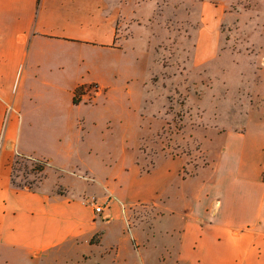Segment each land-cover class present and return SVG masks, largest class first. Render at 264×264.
Masks as SVG:
<instances>
[{
  "label": "crops",
  "instance_id": "1",
  "mask_svg": "<svg viewBox=\"0 0 264 264\" xmlns=\"http://www.w3.org/2000/svg\"><path fill=\"white\" fill-rule=\"evenodd\" d=\"M195 1L196 52L206 59L218 51L222 22L243 20L247 2L264 6ZM159 7L0 0V264H264V111L244 131L216 132L211 163L187 177L186 156L160 154L148 172L135 161L120 169L126 149L99 132L104 119L124 128L135 116L126 103L143 67L134 69L129 45ZM85 85L98 88L95 101L74 103ZM102 96H115L119 108L97 109ZM98 133L104 138L91 145ZM17 157L47 161L33 187L14 181ZM75 170L94 177L82 192ZM99 186L112 196L103 217L87 203ZM136 205L143 215L128 230L127 207Z\"/></svg>",
  "mask_w": 264,
  "mask_h": 264
},
{
  "label": "rangeland",
  "instance_id": "2",
  "mask_svg": "<svg viewBox=\"0 0 264 264\" xmlns=\"http://www.w3.org/2000/svg\"><path fill=\"white\" fill-rule=\"evenodd\" d=\"M258 2L245 3L243 20L222 22L218 51L206 59L204 52H196L200 5L195 0H160L158 15L145 22L129 45L134 69L143 67L138 94L126 103L135 116H128L124 128L114 120L113 125L108 123L109 118L100 126L107 142L129 155L126 164L118 161L120 169L126 171L124 166L135 161L148 172L155 158L164 154L186 156L191 165L182 174L195 175L215 155L207 142L216 138V132L244 131L253 115L264 111V12H259L264 6ZM81 87L80 103L94 102L98 88ZM107 104L117 109L120 102L115 96H102L97 109ZM90 136L91 145L104 138L100 133ZM47 165L46 160L17 157L14 181L33 187ZM106 165L116 166L115 160H106ZM74 173L86 180L77 183L78 192L94 181L88 172ZM97 188L87 191L91 194L87 199L101 204L112 198L103 186ZM136 206L127 207L131 224L143 215Z\"/></svg>",
  "mask_w": 264,
  "mask_h": 264
},
{
  "label": "built area",
  "instance_id": "3",
  "mask_svg": "<svg viewBox=\"0 0 264 264\" xmlns=\"http://www.w3.org/2000/svg\"><path fill=\"white\" fill-rule=\"evenodd\" d=\"M109 201L110 200H107L106 202H103L100 204L94 198H91V199L87 200V203L90 204L91 206H93V208H94V210L98 216L103 217L105 214L106 208H108V206H109ZM107 217L108 216H105V218H107ZM126 224H127V229L130 230L132 227V224L130 222V218H127Z\"/></svg>",
  "mask_w": 264,
  "mask_h": 264
},
{
  "label": "trees",
  "instance_id": "4",
  "mask_svg": "<svg viewBox=\"0 0 264 264\" xmlns=\"http://www.w3.org/2000/svg\"><path fill=\"white\" fill-rule=\"evenodd\" d=\"M82 87H79L77 90H76V92H75V96H74V103H76V104H78V103H80V98H78V94L79 93H81L80 91V89H81Z\"/></svg>",
  "mask_w": 264,
  "mask_h": 264
}]
</instances>
